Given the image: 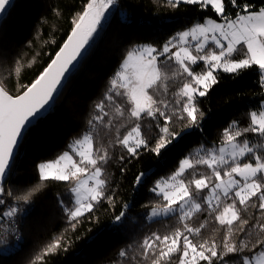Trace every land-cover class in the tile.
<instances>
[{"label": "snow or ice", "instance_id": "1", "mask_svg": "<svg viewBox=\"0 0 264 264\" xmlns=\"http://www.w3.org/2000/svg\"><path fill=\"white\" fill-rule=\"evenodd\" d=\"M166 2L173 8L187 5L211 9L216 19L206 17L204 22L172 36L160 48L138 45L127 52L111 80L112 94L106 95L119 117L135 121L126 134L121 136L117 129L114 141L105 146L97 144L90 131L54 161L37 165L41 181L68 185V202L59 193L56 199L73 231L83 220L98 223L95 213L105 202L114 206L116 193L105 174V165L112 159L110 148L118 145L127 154L117 158L123 175L127 166L138 162L144 153L160 157L184 136L202 132L200 101L218 85L221 72L235 78L255 69L258 85L264 88V0ZM117 3L87 0L73 21L70 35L34 81L22 86L23 91L17 95L0 87V205H5V196L13 197L6 184L27 132L55 107L76 65L86 58L90 41L94 42L103 31L105 13L110 15L109 10ZM16 7L17 0H0V26L7 23ZM191 41H196L194 47ZM201 63L203 69L194 71V66ZM176 80L180 83L172 93L175 99L170 101L169 81ZM117 96L127 99V116L125 109L116 104ZM97 109L103 115L98 113L94 120L106 128L113 127L111 120L105 122L103 101ZM248 118L245 127L233 120L223 130L219 143L210 147L201 144L180 161L171 176L154 182L149 191L162 202L150 207L147 218L174 217L179 226L147 236L139 245L140 264H264V99ZM144 120L151 121L149 131L152 125L158 129L151 142L141 134L140 122ZM150 174L151 170L136 174L133 187L142 186ZM31 195L13 197V203L0 211V220L20 215L18 202L29 204ZM129 207L127 203L121 205L112 217L114 227H123ZM249 209H253L251 215ZM198 214L204 219L197 226L193 218ZM209 220L225 229L219 242L202 236ZM62 238L54 237L33 264H45L47 256L66 252L70 242L62 244ZM16 239L22 241L19 234ZM119 255L127 253L121 250Z\"/></svg>", "mask_w": 264, "mask_h": 264}, {"label": "trees", "instance_id": "2", "mask_svg": "<svg viewBox=\"0 0 264 264\" xmlns=\"http://www.w3.org/2000/svg\"><path fill=\"white\" fill-rule=\"evenodd\" d=\"M86 3L87 0H17L11 17L0 26V83L11 94L23 91L22 86L30 85L48 66L71 33L73 21ZM206 17L216 18L211 9L199 10L196 6L187 5L173 8L166 0H118V6L112 11L103 31L94 42H90L86 58L74 69L55 107L34 123L25 136L6 188L11 190L13 197L32 193L31 202H18L22 213L13 219L15 224L10 225L5 236H0L4 241L0 243V264H33L42 249L54 237L61 235L62 244L70 242L68 250L47 256L45 264H140L139 245L147 236L153 232L162 234L179 226L174 217L147 218L150 207L162 202L149 189L155 181L171 176L180 161L201 144L210 147L219 143L223 130L233 120L238 121L240 127L247 126L248 113L256 110L264 99V88L258 85L255 69L235 78L232 74L219 73L218 85L200 101L202 132L194 131L184 136L160 157L144 153L138 162L129 164L122 175V165L117 158L123 155V151L118 145L110 148L112 159L105 165V174L116 196L114 206L105 202L95 213L98 223L83 220L73 231L65 214L59 211L56 199L59 193L68 202V185L65 182L41 181L37 165L54 161L69 151V146L88 132L89 121L94 123L97 144L108 146L114 141L117 129L121 136L126 134L135 121L119 117L115 113V105L106 100V95L112 94L111 80L120 70L127 52L142 44L160 48L172 36L204 21ZM202 69V63L194 66V71ZM179 83V80L169 81L170 101L175 99L172 93ZM119 91L124 92L122 89ZM149 92L152 94L151 89ZM101 101L107 113L105 122L111 120V128L94 120ZM116 104L125 109L127 116V108L130 107L127 99L117 96ZM140 123L141 134L151 142L158 129L152 125L151 131L148 130L150 120ZM148 170L152 173L149 179L139 188H134L132 181L135 175ZM185 178H189L187 174ZM13 197L5 196V202L12 204ZM124 203L130 206L126 210L127 219L123 227H114L112 217L119 213ZM3 206L0 205V211H3ZM252 212L253 209H249L248 214ZM203 219L204 216L198 214L193 223L198 226ZM15 231L20 232L22 241L14 237ZM224 232V228L209 220L202 236L219 242ZM121 250L127 255L121 257Z\"/></svg>", "mask_w": 264, "mask_h": 264}, {"label": "built area", "instance_id": "3", "mask_svg": "<svg viewBox=\"0 0 264 264\" xmlns=\"http://www.w3.org/2000/svg\"><path fill=\"white\" fill-rule=\"evenodd\" d=\"M9 205H11L10 202H5V205L3 206V210L5 207H7ZM14 224H15V221L9 220L8 218H4V219L0 220V236H2V237L5 236V234L8 231V228H10V225H14ZM12 228H15V227H12ZM17 234H19L21 236L19 231H15V233H14L15 238H16Z\"/></svg>", "mask_w": 264, "mask_h": 264}, {"label": "rangeland", "instance_id": "4", "mask_svg": "<svg viewBox=\"0 0 264 264\" xmlns=\"http://www.w3.org/2000/svg\"><path fill=\"white\" fill-rule=\"evenodd\" d=\"M118 6V3H117V5H115V6H113V8H111L110 10H109V12L112 14V11L116 8ZM111 14L109 15V13H105V15L107 16V21H108V19L110 18V16H111ZM211 18H213V17H211ZM213 19H216V18H213ZM202 22H204V21H202ZM197 23H200V22H197ZM106 23H104V25H105ZM196 24V23H195ZM193 26V25H192ZM192 26H190V27H192ZM190 27H188V28H186V29H184V30H187V29H189ZM183 30V31H184ZM182 32V31H181ZM96 38V37H95ZM195 43H196V41H191V46H193L194 47V45H195ZM225 43H227L226 41H225ZM142 45H149V44H142ZM174 51H175V49H174ZM122 90H124V89H122ZM125 91V90H124ZM93 129H94V123H93V125H90V127H89V130H88V132L87 133H89L90 131H92L93 132ZM123 151V150H122ZM123 155H127L126 154V152H124L123 151ZM200 171H205V170H202V169H200ZM186 174L187 173H185V176H186ZM58 208H59V211L62 213L63 212V210H62V208L60 207V205L58 204ZM64 213V212H63ZM65 214V213H64Z\"/></svg>", "mask_w": 264, "mask_h": 264}, {"label": "water", "instance_id": "5", "mask_svg": "<svg viewBox=\"0 0 264 264\" xmlns=\"http://www.w3.org/2000/svg\"><path fill=\"white\" fill-rule=\"evenodd\" d=\"M69 35H70V34H69ZM65 41H66V40H65ZM90 42H91V41H90ZM61 47H62V46H61ZM86 47H87V46H86ZM78 59H79V58H78ZM78 65H79V64L76 65V68L78 67ZM66 75H67V74H66ZM67 82H68V80H67ZM67 82H66V84H67ZM66 84H65V85H66ZM0 87H3L6 91H8V90H7V89H6L1 83H0ZM64 87H65V86H64ZM64 87H63V88H64ZM8 92H9V91H8ZM9 94H11V93L9 92ZM12 95H13V94H12ZM17 156H18V155H17ZM16 158H17V157H16ZM10 175H11V173H10Z\"/></svg>", "mask_w": 264, "mask_h": 264}]
</instances>
